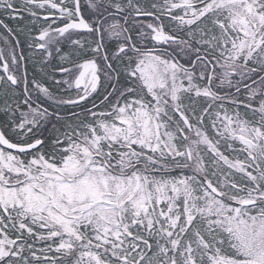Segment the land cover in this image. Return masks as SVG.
<instances>
[{
  "label": "snow or ice",
  "instance_id": "6c2138e0",
  "mask_svg": "<svg viewBox=\"0 0 264 264\" xmlns=\"http://www.w3.org/2000/svg\"><path fill=\"white\" fill-rule=\"evenodd\" d=\"M0 264H264V0H0Z\"/></svg>",
  "mask_w": 264,
  "mask_h": 264
}]
</instances>
